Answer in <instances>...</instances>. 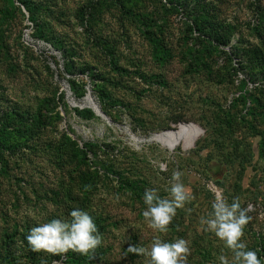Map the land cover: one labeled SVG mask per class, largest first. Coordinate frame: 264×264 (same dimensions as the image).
<instances>
[{
    "label": "rangeland",
    "instance_id": "374dc122",
    "mask_svg": "<svg viewBox=\"0 0 264 264\" xmlns=\"http://www.w3.org/2000/svg\"><path fill=\"white\" fill-rule=\"evenodd\" d=\"M31 1L40 28L57 50L39 38L18 0H0V113L34 116L41 109L46 115L45 125L34 127L31 139L2 155L0 251L28 256L26 236L32 227L67 219L54 194L72 185L81 163L56 159L66 134L88 154L81 169L85 183L78 188L91 185L87 213L104 224L96 264H147L146 257L127 249L150 248L157 236L166 242L188 240L187 264L231 258L200 224L212 211L216 194L229 203L239 198L242 207L253 205L242 242L264 264V117L248 110L254 99L250 94L261 87L251 83L238 61L206 53L205 42L165 1ZM211 4L228 25L231 47H257L264 54V40L258 41L252 29L264 0ZM148 25L156 42L163 40L171 52L160 51L150 40ZM245 77L248 83L242 84ZM89 98L103 112L101 102L108 114L98 115ZM77 108L94 115L80 116ZM178 119L184 121L176 124ZM189 124L200 132L189 148L186 140L173 148L155 140ZM174 172L181 173L193 199L177 210L167 234L154 233L142 216L143 194L155 189L166 197Z\"/></svg>",
    "mask_w": 264,
    "mask_h": 264
},
{
    "label": "trees",
    "instance_id": "16d2710c",
    "mask_svg": "<svg viewBox=\"0 0 264 264\" xmlns=\"http://www.w3.org/2000/svg\"><path fill=\"white\" fill-rule=\"evenodd\" d=\"M165 1V5L170 7L169 11L172 14H177L187 22L191 27L192 31L198 35L197 39H201L205 42L204 51L208 54H214L215 52L223 53L229 56L232 60L236 59L240 65V70H242L247 76L248 79L255 86L258 87L255 90H258V93L250 94L251 97H254L253 101L250 103L248 110H250L251 115H258L264 117V54L260 51L261 49L255 47L252 49V46H247L241 49H236L231 47L232 38L230 31L228 30V25L222 22L215 10L212 7L211 0H161ZM18 2L27 10L30 14L31 21L38 27V32L40 39H43L45 43L54 42L50 38L46 39L44 31L40 28V21L38 14L36 15L35 10L33 9V1L31 0H18ZM258 23L253 29V36L258 39V41L264 40V10L259 11L258 13ZM142 15L138 14L136 19L137 21H142ZM147 34L153 35L150 37V40L157 43L160 51L162 52H171V48L167 43H164L163 40H158L156 42V37L154 36L153 27L151 25L147 26ZM57 50V46H53ZM226 48H231V52H226ZM59 51V50H58ZM194 52V51H191ZM169 54V53H168ZM71 68L68 65V73L71 72ZM89 71V69H87ZM237 71V69H235ZM85 73V71H83ZM73 75V74H71ZM99 79V78H98ZM248 83L247 78L242 79V84ZM2 88L0 87V99H1ZM83 95L78 97L82 98ZM247 98L246 95L245 97ZM245 105H246V101ZM101 108L104 113L108 114L107 110L103 108V104L100 102ZM89 112L90 117H93V112L91 109L80 110L76 109V113L80 116H83L84 113ZM45 114L40 109L34 116L30 114H24L21 112H2L0 113V161L5 159L2 157L5 153L15 152L25 143L28 138H32L34 127L42 128L45 125ZM184 120H176V124H180ZM62 152L57 154L56 159L61 162H66L67 159L77 160L81 163V167L76 169L77 178H73L71 186H64L61 188L60 193H55L54 198L57 204H60V208L65 212L61 217L69 218V214L74 209H80L87 212L89 195L84 190V187L78 188L79 182L82 184L85 183V179L82 177L81 169L86 166L88 163V154L85 148H80L77 140H73L71 137L65 134L64 140L62 141ZM53 153V150H50ZM60 151V149H59ZM58 153V151H57ZM64 156H68L67 158ZM84 157V159L82 158ZM65 158V160H64ZM82 161V162H81ZM75 163V161H74ZM81 177L82 179H79ZM63 189V194H62ZM53 195V194H52ZM94 222L97 225L99 233L103 236L104 234V224L99 217L89 214ZM3 238V242H4ZM27 241V240H26ZM3 244V243H2ZM28 244V243H27ZM29 246V245H28ZM102 250V245L96 250L94 255L88 257L80 256L69 252L66 256H57L50 255L45 252H30L28 256L11 257L9 253H4L0 251V264H54L55 261H63L60 264H96L99 251Z\"/></svg>",
    "mask_w": 264,
    "mask_h": 264
},
{
    "label": "clouds",
    "instance_id": "9594fccd",
    "mask_svg": "<svg viewBox=\"0 0 264 264\" xmlns=\"http://www.w3.org/2000/svg\"><path fill=\"white\" fill-rule=\"evenodd\" d=\"M169 183L166 197H161L155 189H146L143 194L146 207L142 216L154 233L167 234L177 210L193 199L190 190L181 182L180 172H174ZM90 189L91 185L84 187L85 191ZM211 207L212 211L201 218L200 224L231 253V258L221 255L219 264H262L257 253L248 250L242 242L244 229L251 220L248 213L253 210V205L242 207L239 198L229 203L223 195L216 194ZM68 217L32 227L26 236L30 250L57 256H66L69 252L85 257L94 255L103 238L93 218L80 209L72 210ZM189 244L184 238L166 242L157 236L150 248L129 246L127 252L146 257L147 264H187L191 254ZM54 264L60 262L55 261Z\"/></svg>",
    "mask_w": 264,
    "mask_h": 264
},
{
    "label": "bare ground",
    "instance_id": "6f19581e",
    "mask_svg": "<svg viewBox=\"0 0 264 264\" xmlns=\"http://www.w3.org/2000/svg\"><path fill=\"white\" fill-rule=\"evenodd\" d=\"M88 103L92 108L99 114L96 104L91 100V98L88 99ZM200 132L198 129H196L193 125H181L178 130L174 131H167L163 132L161 134L156 135L155 140L169 148H173L175 145H178L181 143V141L186 140L185 145L187 148L191 147V143L194 142L197 138H199Z\"/></svg>",
    "mask_w": 264,
    "mask_h": 264
},
{
    "label": "water",
    "instance_id": "95a60500",
    "mask_svg": "<svg viewBox=\"0 0 264 264\" xmlns=\"http://www.w3.org/2000/svg\"><path fill=\"white\" fill-rule=\"evenodd\" d=\"M96 108H97L99 114H101L102 117H105V114L99 109L98 105H96ZM106 118H107V117H106Z\"/></svg>",
    "mask_w": 264,
    "mask_h": 264
}]
</instances>
